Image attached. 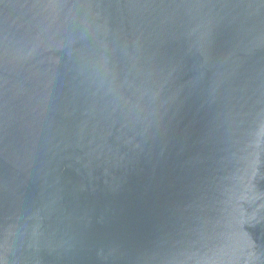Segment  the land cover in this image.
Returning <instances> with one entry per match:
<instances>
[{
	"label": "water",
	"instance_id": "95a60500",
	"mask_svg": "<svg viewBox=\"0 0 264 264\" xmlns=\"http://www.w3.org/2000/svg\"><path fill=\"white\" fill-rule=\"evenodd\" d=\"M0 264H264V0H0Z\"/></svg>",
	"mask_w": 264,
	"mask_h": 264
}]
</instances>
